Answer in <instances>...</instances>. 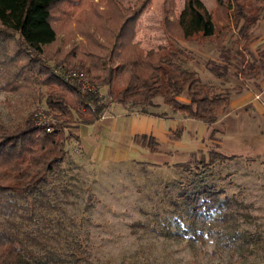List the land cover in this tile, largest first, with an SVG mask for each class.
Returning <instances> with one entry per match:
<instances>
[{"label": "rangeland", "instance_id": "1", "mask_svg": "<svg viewBox=\"0 0 264 264\" xmlns=\"http://www.w3.org/2000/svg\"><path fill=\"white\" fill-rule=\"evenodd\" d=\"M201 1L211 14L215 35L178 40L176 45L191 56L182 66L227 99L214 122L185 117L159 97L152 106L111 103L95 123L75 122L64 129L65 153L37 194L35 220L21 217L24 200L0 197V221L22 236L42 233L47 249L64 260L53 264H73L66 252L75 242L84 244L93 264H264V7L246 29L250 39L240 53L237 30L242 21L236 26L230 22L228 0ZM100 2L109 22L127 17L132 25L128 40L144 51L166 46L161 22L175 20L183 4ZM248 67L255 73L244 79L240 71ZM77 85L81 93L87 91ZM175 98L189 101L182 93ZM45 110L43 96L0 89V123L9 128L30 113L49 123L51 115ZM145 118L156 122L149 124ZM210 152L225 158L215 159L204 171L200 161L206 163ZM210 187L233 210L226 220L221 217L228 209L225 204L211 209L201 227L186 198ZM28 247L45 253L40 245Z\"/></svg>", "mask_w": 264, "mask_h": 264}, {"label": "trees", "instance_id": "2", "mask_svg": "<svg viewBox=\"0 0 264 264\" xmlns=\"http://www.w3.org/2000/svg\"><path fill=\"white\" fill-rule=\"evenodd\" d=\"M261 7L264 0L227 1L230 22L236 26L242 21L237 30L240 53L250 39L246 29ZM161 28L167 37L166 46L144 51L128 40L132 25L127 17L109 22L100 0H0V89L12 95L43 96L45 112L51 115L49 131L36 123L39 114L30 113L13 128L0 123V197L24 200L23 219L35 220L40 207L37 194L47 175L58 169L65 153L64 129L75 122L95 123L111 103L152 106L156 97L172 111L204 123L214 122L225 111V96L182 66L191 56L176 45L178 40L215 35L211 14L202 1L183 0L177 18H164ZM66 69L83 72L95 90L81 93L77 88L80 83L70 78ZM254 73L249 67L240 71L244 79ZM181 93L188 102L175 98ZM143 140L141 136V143ZM148 145H153L152 139ZM224 158L210 152L206 163L200 161L201 166L207 171L215 159ZM199 193L204 197L195 195ZM219 193L210 187L185 195L201 227L207 212L220 209L222 204L229 210L222 211L221 217L227 220L231 216V204L219 199ZM192 234L200 239L204 235L195 230ZM28 244L40 245L45 253L36 254ZM66 253L73 264H93L80 242ZM56 258L43 242L42 233L26 232L22 236L0 221V264L64 261Z\"/></svg>", "mask_w": 264, "mask_h": 264}, {"label": "built area", "instance_id": "3", "mask_svg": "<svg viewBox=\"0 0 264 264\" xmlns=\"http://www.w3.org/2000/svg\"><path fill=\"white\" fill-rule=\"evenodd\" d=\"M70 78L77 80L80 85L81 88L83 90H94L93 85L85 78L84 73L83 72H79V71H75V70H70L66 73ZM38 125H44L46 126V130H50V127L48 126V123L46 120L40 118L39 120H37L36 122Z\"/></svg>", "mask_w": 264, "mask_h": 264}, {"label": "crops", "instance_id": "4", "mask_svg": "<svg viewBox=\"0 0 264 264\" xmlns=\"http://www.w3.org/2000/svg\"><path fill=\"white\" fill-rule=\"evenodd\" d=\"M149 118H152V117H149ZM144 121H149V124H150V123H153V124H154V123L156 122V121H154V120H152V119H146V118L144 119Z\"/></svg>", "mask_w": 264, "mask_h": 264}]
</instances>
